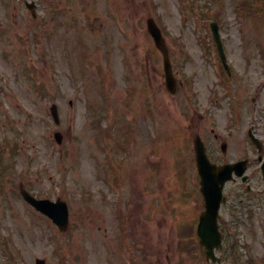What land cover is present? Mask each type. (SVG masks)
I'll use <instances>...</instances> for the list:
<instances>
[{"label": "rangeland", "instance_id": "374dc122", "mask_svg": "<svg viewBox=\"0 0 264 264\" xmlns=\"http://www.w3.org/2000/svg\"><path fill=\"white\" fill-rule=\"evenodd\" d=\"M263 14L264 0H0V264H205L182 237L204 209L196 136L218 163L248 158L251 189L264 190L247 133L264 145ZM22 188L64 200L68 229L33 210ZM236 210L245 245L228 264H264V200Z\"/></svg>", "mask_w": 264, "mask_h": 264}, {"label": "water", "instance_id": "95a60500", "mask_svg": "<svg viewBox=\"0 0 264 264\" xmlns=\"http://www.w3.org/2000/svg\"><path fill=\"white\" fill-rule=\"evenodd\" d=\"M149 26V33L154 37L156 46L159 47L165 58L166 80L167 88L171 93H176V80H174L171 69L170 58L168 57V49L165 46L164 37L161 34V30L156 25L153 18L147 22ZM212 31L215 35L216 43L219 47L220 55L222 56L225 64L226 57L223 51V44L221 43L219 26L217 23L212 24ZM54 119L59 123L58 111L56 106L52 107ZM251 133V130H250ZM253 142L261 149L262 144L251 133ZM55 138L59 143H62L61 133L57 132ZM197 167L201 177V191L205 196L207 210L201 217L199 226V236L202 238V244L208 248L207 257L214 258V249L220 244V235L218 233L217 218L219 216V208L221 204V197L223 194V186L226 181L233 178V172L236 175L241 176L246 171L247 162H238L234 165H225L217 167L212 165L206 156V148L201 141L200 137H197L194 143ZM226 149V145L224 146ZM263 177H264V163H263ZM21 195L35 210H39L48 215L54 222L61 228L66 230L69 224L68 216L69 209L65 202L58 200L57 203H53L50 200H39L34 198L25 188L21 190ZM42 260H38L37 264H43Z\"/></svg>", "mask_w": 264, "mask_h": 264}, {"label": "flooded vegetation", "instance_id": "af4514ba", "mask_svg": "<svg viewBox=\"0 0 264 264\" xmlns=\"http://www.w3.org/2000/svg\"><path fill=\"white\" fill-rule=\"evenodd\" d=\"M250 194H254V193H249V194H245V195H233L230 194L229 198L227 196V203H226V207L230 206L231 210H230V215L227 216H223L220 224H221V231H222V235H224V250H228L231 245H236V246H241L244 245L245 243L243 242V237L241 235L240 232V228L243 225V223H241V221L238 223L237 220L235 219L234 215H233V210L236 209L238 206H242V205H246V202H248V197ZM263 194L264 197V191H260L258 192V195ZM224 261L227 263H231L233 261V257H223Z\"/></svg>", "mask_w": 264, "mask_h": 264}]
</instances>
